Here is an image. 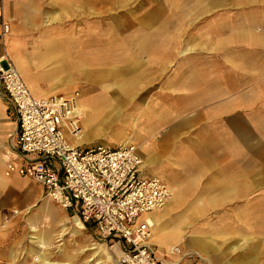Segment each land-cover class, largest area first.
Instances as JSON below:
<instances>
[{
  "label": "crops",
  "instance_id": "1",
  "mask_svg": "<svg viewBox=\"0 0 264 264\" xmlns=\"http://www.w3.org/2000/svg\"><path fill=\"white\" fill-rule=\"evenodd\" d=\"M210 3L211 11L205 13L210 20L196 33L197 54L178 62V74L171 83L180 96L179 124L190 141L188 147L196 152L188 161L202 175L196 174L190 183L177 181L162 167H151L150 154L137 146L142 171L160 178L170 189L167 203L141 219L146 218L152 227L150 244L159 257H168L169 246L183 243L199 257L179 264H244L245 254L228 258L220 248L213 251L209 237L183 230L199 213L249 211L252 195L264 196V0ZM69 12L70 0H0V23L9 27L0 43V56L10 57L34 97L71 94L70 89L58 86L60 73L85 66L84 60L72 59L48 25ZM40 68L48 70L40 73ZM54 78L58 80L49 83ZM130 85V80L120 83L123 90ZM95 112L101 124L112 120L104 111ZM17 126L14 108L0 85V264H44L46 250L34 242L33 234L29 237L39 249L30 248L22 220L31 231L44 235L48 245L49 237L37 231L38 219L46 218L63 232L68 223L80 231L92 222L81 220L75 211L51 207L48 199L42 201L43 189L35 180L16 171L7 173L9 163L18 168L37 159L19 156ZM120 142L146 144L137 134ZM32 207L35 210L27 217L25 212Z\"/></svg>",
  "mask_w": 264,
  "mask_h": 264
},
{
  "label": "rangeland",
  "instance_id": "2",
  "mask_svg": "<svg viewBox=\"0 0 264 264\" xmlns=\"http://www.w3.org/2000/svg\"><path fill=\"white\" fill-rule=\"evenodd\" d=\"M210 2L70 0L72 12L48 23L72 59L85 63L84 67L60 73L59 80L49 81H61L58 86L70 89L69 95L76 97L78 105L82 103L80 111L90 113L91 120L78 118L75 133L80 132L81 140L74 145L116 146L122 139L137 134L146 144H131L139 146L143 154H150L154 161L151 167H162L163 172L183 183L186 179L190 183L196 174L202 175L195 171L197 165L188 161L196 152L188 147L190 141L179 124L180 96L171 83L178 74V62L197 54L196 33L210 20V15L205 14L211 11ZM46 70L40 68L39 72ZM125 80L131 81L127 90L120 87ZM95 111H104L112 120L99 123L102 118ZM45 199L51 207L59 206L43 192L41 200ZM251 199L249 211L199 213L183 230L209 237L213 251L220 248L228 258L245 254L244 264H264V196L252 195ZM257 208L262 210L257 212ZM34 210L28 209L26 216ZM22 223L30 248L39 249L29 237L35 231L29 229L26 220ZM66 225L63 232L46 218L38 219L37 231L49 237L46 256L51 264H119L116 239L102 237L93 223L80 231L71 223ZM221 239L225 242L217 244L215 240ZM182 244L171 245L185 253L182 261L199 257Z\"/></svg>",
  "mask_w": 264,
  "mask_h": 264
},
{
  "label": "built area",
  "instance_id": "3",
  "mask_svg": "<svg viewBox=\"0 0 264 264\" xmlns=\"http://www.w3.org/2000/svg\"><path fill=\"white\" fill-rule=\"evenodd\" d=\"M9 32L0 23V43ZM0 85L17 117L19 156L37 159L15 168L41 185L46 197L81 220L92 222L104 238L116 239L119 264H179L186 256L178 246L159 257L150 244L152 227L141 216L161 209L170 197L165 182L145 174L135 144L72 145L68 131H76V97H34L6 53L0 56Z\"/></svg>",
  "mask_w": 264,
  "mask_h": 264
},
{
  "label": "bare ground",
  "instance_id": "4",
  "mask_svg": "<svg viewBox=\"0 0 264 264\" xmlns=\"http://www.w3.org/2000/svg\"><path fill=\"white\" fill-rule=\"evenodd\" d=\"M53 96H56V95H53ZM71 96V95H69ZM80 105V104H79ZM78 105V102H77V99H76V103H75V106H76V109L74 111V115L75 116H78L80 119H84V121H88V120H91L90 118L88 119V115H90L89 111H80V107ZM81 106V105H80ZM67 135H68V139L73 143L72 140H76V143L81 139V135H80V132H73L72 130L71 131H68L67 132ZM73 138V139H71ZM79 139V140H77ZM131 142V141H130ZM75 143H73L74 145ZM169 188V187H168ZM170 190V189H169ZM34 231V229H33ZM34 240V242L42 249V250H46L48 248V240L46 239V237L44 235H39V234H33L31 236ZM34 260H37V257H34ZM45 263H49L48 261L45 260ZM44 263V264H45ZM51 264V263H49ZM65 264H68V263H65Z\"/></svg>",
  "mask_w": 264,
  "mask_h": 264
}]
</instances>
